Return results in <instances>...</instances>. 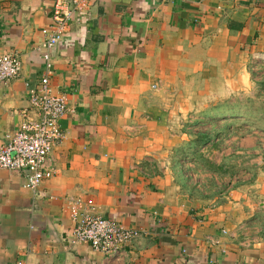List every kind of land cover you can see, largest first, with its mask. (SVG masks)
I'll list each match as a JSON object with an SVG mask.
<instances>
[{
  "label": "crops",
  "instance_id": "1",
  "mask_svg": "<svg viewBox=\"0 0 264 264\" xmlns=\"http://www.w3.org/2000/svg\"><path fill=\"white\" fill-rule=\"evenodd\" d=\"M54 1L0 0V56L21 64L0 85L2 143L33 115L22 111L43 77ZM50 57V88L67 97L64 140L36 191L27 172L0 170V264H264L257 139L215 155L231 169L219 177L199 168L186 126L205 102L250 94L264 0H92ZM75 203L139 238L108 256L71 244Z\"/></svg>",
  "mask_w": 264,
  "mask_h": 264
},
{
  "label": "built area",
  "instance_id": "2",
  "mask_svg": "<svg viewBox=\"0 0 264 264\" xmlns=\"http://www.w3.org/2000/svg\"><path fill=\"white\" fill-rule=\"evenodd\" d=\"M92 0H55L51 23L42 29L44 40L39 50L44 63L43 77L37 88L29 94V116L8 143L0 142V170L27 172L24 188L36 191L53 175L50 155L61 144L64 134L60 121L67 112L65 94L53 93L49 85L52 74L50 52L66 37L72 19L84 14ZM171 2L175 0H169ZM261 60L256 58L255 60ZM21 64L14 55L0 56V85H6L20 73ZM69 218L73 224L70 242L86 245L104 255H117L139 238V233L118 223L89 214L79 203L69 206ZM21 264V263H19Z\"/></svg>",
  "mask_w": 264,
  "mask_h": 264
},
{
  "label": "rangeland",
  "instance_id": "3",
  "mask_svg": "<svg viewBox=\"0 0 264 264\" xmlns=\"http://www.w3.org/2000/svg\"><path fill=\"white\" fill-rule=\"evenodd\" d=\"M263 61V59H253L251 62V67L248 70L251 86L249 95L205 102V105L201 107L202 115L187 118L188 131H194L195 134L202 135L204 138L198 145L201 149L203 148L201 157L198 158V165L202 171L208 174L215 173L219 177L231 172L228 167L217 168L212 161L213 157L221 155L224 148L229 147L233 150L235 148L234 144L232 145L235 142L233 139H236L237 142L245 136L257 139L259 147L257 156L264 160ZM240 88L241 86H239L241 91L239 92L242 93ZM227 124L231 127H228ZM229 128L233 129L235 133H230ZM239 159V157L232 158L235 162H238ZM221 191L224 192L223 189Z\"/></svg>",
  "mask_w": 264,
  "mask_h": 264
},
{
  "label": "trees",
  "instance_id": "4",
  "mask_svg": "<svg viewBox=\"0 0 264 264\" xmlns=\"http://www.w3.org/2000/svg\"><path fill=\"white\" fill-rule=\"evenodd\" d=\"M203 139L202 135H197L195 138V144L198 146Z\"/></svg>",
  "mask_w": 264,
  "mask_h": 264
}]
</instances>
